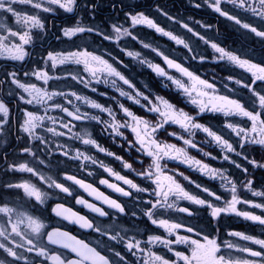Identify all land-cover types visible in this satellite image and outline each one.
Instances as JSON below:
<instances>
[{"label":"snow or ice","instance_id":"6c2138e0","mask_svg":"<svg viewBox=\"0 0 264 264\" xmlns=\"http://www.w3.org/2000/svg\"><path fill=\"white\" fill-rule=\"evenodd\" d=\"M18 5H30L31 11L22 13ZM110 7L112 13L123 15V23L111 15L97 22L98 0H0V60L19 63L21 68L28 62L26 58L37 55L27 49H35L41 35L47 37L49 15L54 20L70 14V22L60 25L56 34V40L68 47L45 49L33 60L35 66L23 71V76L13 67L10 71L5 69L0 78V87L7 88L0 97V142L6 145L0 156L3 175L29 174L19 182L0 179V264H264V183L257 189L254 179V170L264 169V0L193 3V7H206L218 18L230 22L253 44H259L258 51L234 50L227 46L228 37H222L218 27L214 30L216 35L209 36L212 24L196 21L204 29L202 34L159 6L156 13L178 24L183 34L161 26L140 5L127 7L123 0H112ZM9 20L15 24H9ZM142 27L166 38L175 47L165 49L158 43L146 42L139 35ZM187 34L196 38L197 45L202 42L205 49L210 48L218 65L231 66L221 78L229 94L221 93L215 77L210 81L191 68L188 62L203 65L206 58L192 47ZM96 44L105 51L93 48ZM135 45L140 46L139 50H132ZM174 52H184L185 59H179ZM132 62L165 81L164 88H173L183 106L153 94L147 87L139 89L127 74ZM72 65L76 66L75 72L55 74L58 66ZM236 69L243 72L236 73ZM69 81L92 93H97V85L103 83L118 96L108 97L106 92H99L112 104L105 106L77 91L51 90L52 82ZM121 98L137 105L140 113L131 110ZM73 99L98 113L82 111ZM12 103L16 104L15 117L10 108ZM50 112L63 115L53 116ZM205 114L223 116V127L214 130L202 123ZM96 127L111 136L113 142L118 138V147L130 154L131 162L103 147L94 135ZM197 133L204 134L202 142L195 139ZM12 136L14 154L8 151L14 147ZM66 136L83 148L76 146L73 152L66 142H58ZM170 138L183 146L169 143ZM213 144L231 167L215 168L189 155V150H195L215 160ZM92 149L118 161L132 178L87 154ZM70 162H79L80 167L90 162L127 186L100 180V184L120 196L135 200L138 211L131 213L134 219L130 227L120 220L128 216L126 206L98 192L75 174H68L61 165ZM176 165H186L213 181L218 180L220 190L201 184H195L198 192L188 190L182 181L188 185L195 182L176 170ZM233 168L238 175L233 174ZM72 185L94 195L116 214L79 198L77 204L98 217H108L111 223L97 224L59 202L51 208L56 217L97 233L96 244L59 228L47 230L42 211H47L50 194L73 196ZM182 202H186L184 206ZM238 205L259 209V214L240 210ZM177 215L181 218L176 219ZM233 215L259 228V234L232 230L225 233L221 222ZM138 222L154 227L140 233ZM161 229L163 232L156 234ZM138 235L147 239L137 238ZM157 246L166 252H158Z\"/></svg>","mask_w":264,"mask_h":264},{"label":"flooded vegetation","instance_id":"af4514ba","mask_svg":"<svg viewBox=\"0 0 264 264\" xmlns=\"http://www.w3.org/2000/svg\"><path fill=\"white\" fill-rule=\"evenodd\" d=\"M195 0H123V3L127 7H135L136 5L141 6V10H144L148 12L150 15L153 16L156 20H158L161 24V26L165 27L166 29H172L176 32L182 33L181 31H184L183 29L179 28L178 24H172L171 22L167 21L164 17L160 16L156 13L155 9L157 6L161 7L162 9L166 10L169 14L172 16L178 18L182 22H187L190 26H192L196 31L204 33V29L200 28V26L196 23V21H200L202 23H211L213 26V31L208 32L207 34L209 36H215V29L218 27L221 33V36H227V46L230 48H233L234 50L239 51H250L253 48L259 50V44H253L252 39L245 36L242 31H237V29L231 25L230 22H227L223 20V18H218L215 14L211 13L209 9L206 7H201L199 9L193 7V3ZM98 3L100 5V12L98 13V21L100 19H106L109 15L113 17V19H116L117 22L123 23L124 17L121 14L112 13L111 10V3L112 0H98ZM18 9L23 12H29L31 11L30 5H18ZM119 7V4L117 5ZM70 14H62L59 15L57 18L53 20V18L49 15L48 17V27L50 29L47 37H44L41 35V37L37 40V47L35 49H27L30 53L35 52L36 56H30L27 59V63L24 64L23 68H21L19 63H16L13 65L12 62L3 61L0 60V78H2V74L5 69L12 70L13 67L16 68L20 72V75L23 76V71L25 69H28L30 67H34L33 60L38 59V54L45 49L48 50H59L64 47H68V45L60 44L56 40V34L58 33V28L62 24H68L70 22L69 20ZM77 18H79V14L77 15ZM88 21L85 20V23ZM9 24L14 25V20H9ZM53 24H55L57 27L53 28ZM128 26V25H125ZM140 37L144 39L146 42H151L154 44H160L165 49H169V46L174 48V45H171V42L166 41V38L163 37H157V35L147 28H141V31L139 33ZM191 35V34H190ZM191 38H193L191 40ZM189 42L191 43L192 47L199 53L205 56L206 62L201 65L198 61L197 62H188L194 70L197 71L198 74H200L203 77H206L210 81L215 77L217 87L220 89L222 94H229L227 92V89L223 87V81L222 77L227 75V68H230V65L226 64H220L218 65L213 57L212 50L210 48L205 49V46L202 42L197 45V41L195 37H189ZM135 42H133L134 44ZM42 44V47H41ZM139 45H135V48L132 50H139ZM93 48H99V52H104L105 49L103 47H99L98 44L93 45ZM131 48V45H130ZM186 51V50H185ZM46 54V53H45ZM174 55H176L179 59L184 60V52H174ZM151 59L152 57H147ZM125 62L128 61L127 57L123 58ZM162 63V62H161ZM66 71H76V66H58V71L55 74L59 75H65ZM82 72V68H81ZM236 73L243 72L242 69H236ZM51 74V73H50ZM127 74L131 77L133 82L136 84V86L144 90L145 87H147L148 90L152 91L153 94H159L162 96H165L166 98H170L173 100V102L180 103V106H183V103L179 101L175 94V90L173 88L165 89L164 83L165 81L160 80L159 78H156L154 74L150 73L147 69H142L139 65H136L135 62H132V65L130 69L128 70ZM248 75V74H244ZM178 76V74H177ZM63 89L64 91H77L78 94L82 96H88L92 100H96L97 102L104 104L105 106H112L111 102L104 96H100L99 92H106L108 97L112 96H118V93H114L112 88L110 86H105L103 83L97 85L98 92L92 93L89 89H84L82 85H76L74 81H69L68 84H65L63 82H52V89ZM125 90H128L126 86H124ZM7 91L6 87H0V97H3ZM122 102L125 103L126 106H131V110L134 112L140 113V109L137 105H132L130 101H126L123 98H121ZM60 102H63L62 100ZM51 103V102H50ZM74 104H78L81 107L82 111H88L90 114H97L98 110H93L88 108L87 105L83 104L82 101H76L73 99ZM191 107V106H190ZM10 108L12 110V115L15 117L17 115L16 111V104L12 103L10 105ZM40 114H43L42 110ZM49 115L53 116H61L62 113L58 112H50ZM104 118L107 119L106 114H103ZM202 123L209 124L212 126L214 130H219L223 127L224 117L220 116L219 118H216L212 114H205V117L201 121ZM94 123V122H92ZM51 126V125H50ZM90 131H92L91 128H89ZM171 131V129H169ZM130 135V133H126ZM94 135L98 139V142L105 148H107L109 151L115 152L118 155H124L125 159H129L130 154H127L125 152H122L121 149L118 147L120 144V140L117 138L115 142H113V138L109 136L107 133H101L100 128L96 127L94 129ZM186 135V134H185ZM55 140V138H53ZM195 139L197 141H203L204 140V134L203 133H197ZM11 143L13 144V148H9V153L15 152V137L12 136L10 138ZM58 142L65 143L66 146L72 147L73 152H75V147L79 146L83 148L82 145L79 144L78 141L68 140L67 136L60 139ZM169 143H176L178 147H182V142H177L174 139L170 138L168 140ZM6 145L2 142H0V156H2V152ZM212 149V155L217 156V159L211 160L209 158L203 157L200 153H197L195 150H189V155L195 157L196 159H200L205 163H208L210 166L215 168H221V166L225 168H229L231 166L227 165L225 161H223L222 156L220 155V149L215 147L213 144L211 146ZM205 151H208V146H205ZM87 154L94 156L98 160H102L106 165L113 168L114 171L119 172L122 175H128V178H132V174L126 173V171L122 168V165L115 161L112 157H106L103 153H97L95 149H92ZM257 158L259 157L260 153L257 152L255 154ZM87 165L86 167H80L79 162H70L67 165H61V167L65 168L68 174H75L77 178H82L85 180L86 183H90L97 189L98 192L103 193L106 196H109L111 199H117L118 202H121L126 206V210L128 212L127 217H120L121 224L124 226H131V222L134 219L131 216V213L134 211H138V205H136L134 199H129L120 196L118 193L114 192L112 189L108 188L106 185L100 184L101 179H107L110 183H116L118 185H122V182L116 181L113 176H109L107 173L103 172V169L92 165L90 162H85ZM170 168L173 167V165H169ZM176 170L184 172L185 175H188L189 178L194 181V184L188 185L186 181H182L188 188V190L192 192H198L199 190L195 188V184H201L204 187H208L213 190H220V182L213 181L206 176H203L200 174L199 171L189 169L186 165H176ZM91 172L92 175H89L88 173ZM232 172L234 175H238L237 171L233 168ZM29 174H17L16 176H8L5 177L3 175V165H0V179H12L14 181H22L26 180L28 178ZM63 176V173H61V178ZM254 179L257 184V189H259L260 185L264 183V169H256L254 170ZM182 180V178H181ZM68 185H71V182H66ZM125 188L127 186H124ZM73 191V196H66L65 194H60L59 197L53 196L50 194V199L47 202V211L43 212L44 222L48 226L47 230L51 231L53 228H59L61 231H68L71 235H74L77 239H83L85 242H88L90 244H96L97 240L99 239L98 234L95 232H92L91 230L86 229H80L78 225L69 223L66 220H63L61 217H56L52 211L51 208L55 206V203L59 202L64 205L65 208L70 209L73 212H76L78 215H83L86 218H89L90 220H94L95 223L101 224L102 222L111 223V221L108 220V217H98L97 214L91 212L87 207L81 204H77L76 200L77 198L85 200L87 203L95 204L98 207L104 208L106 211L113 213L115 212L112 209H109L107 205L102 204L101 201L96 200L94 195H89L87 191L84 189L79 188V186L72 185L71 186ZM203 195V194H202ZM146 198V197H145ZM257 202L258 198H257ZM186 202H182L181 206H184ZM26 207H30V205H26ZM238 209L240 210H249L254 211L256 214H259V209H249L246 205H238ZM201 216H206V213H200ZM181 217L179 215L176 216V219H180ZM107 223L104 224V226H107ZM222 227L224 228L225 233L229 230L232 231H241L246 232L249 234H259L260 229L255 228L251 225L250 222L244 221L242 218L232 216L231 218L225 217L224 220L221 222ZM213 226H215V222H213ZM154 226H151L150 224L146 225L142 222L137 223V228L140 233H143L146 230H151ZM163 230H158L156 234L162 233ZM137 238H142L144 240L147 239V236H141L138 235ZM45 242H46V236H45ZM52 248H56L57 246H50ZM156 250L158 252H166V249L160 248V246L156 247Z\"/></svg>","mask_w":264,"mask_h":264},{"label":"rangeland","instance_id":"374dc122","mask_svg":"<svg viewBox=\"0 0 264 264\" xmlns=\"http://www.w3.org/2000/svg\"><path fill=\"white\" fill-rule=\"evenodd\" d=\"M182 32V34L184 33V31H181ZM191 35L190 34H187V37L189 38ZM193 38H191V40H192Z\"/></svg>","mask_w":264,"mask_h":264}]
</instances>
